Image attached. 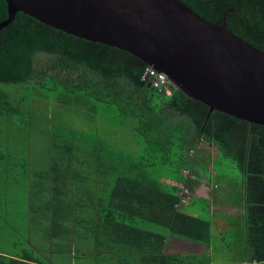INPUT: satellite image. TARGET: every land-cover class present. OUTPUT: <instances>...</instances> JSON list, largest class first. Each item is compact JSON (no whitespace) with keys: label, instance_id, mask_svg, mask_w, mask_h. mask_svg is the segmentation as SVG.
<instances>
[{"label":"trees","instance_id":"trees-1","mask_svg":"<svg viewBox=\"0 0 264 264\" xmlns=\"http://www.w3.org/2000/svg\"><path fill=\"white\" fill-rule=\"evenodd\" d=\"M182 1L215 24L222 21L227 10L234 9L227 13V27L264 50V0ZM7 17V3L0 0V22ZM40 53L47 55L46 60L40 59ZM146 66L127 51L69 35L18 12L14 21L0 31V122L15 113V105L22 104L23 98L16 94L23 91H28L31 99L56 94L63 104L75 102L89 110L111 108L118 115L131 118L132 124L140 126L138 148L151 156L155 154L157 161H126L121 168L111 165L109 158L111 172L120 171L112 184L111 196H118L125 182L136 191L142 186L141 193L156 194L157 211L151 217L152 223L209 246L213 242V221L183 210L181 187L163 179L181 182L194 191L202 180L197 170L201 168L192 157L195 152L190 154L197 148L208 156L207 165L212 159L219 166L230 164L233 168L236 164L242 182L238 205L245 218L242 235L236 241L242 250L237 259L264 264V126L217 110L211 112L209 106L187 97L172 83L171 94L154 88L142 80ZM18 86L23 89L14 93L13 87ZM98 143L95 150L102 151L101 139ZM211 147L216 149L214 156L207 151ZM108 153L103 159L99 157V164ZM156 169L160 170L158 175H154ZM164 170L178 176L166 175ZM115 211L118 218L113 217L114 223L133 225L132 218ZM135 229L165 239L160 233ZM0 264L45 263L24 252L16 257L0 256Z\"/></svg>","mask_w":264,"mask_h":264},{"label":"rangeland","instance_id":"rangeland-1","mask_svg":"<svg viewBox=\"0 0 264 264\" xmlns=\"http://www.w3.org/2000/svg\"><path fill=\"white\" fill-rule=\"evenodd\" d=\"M38 56L42 60L47 58L45 53H40ZM21 89H23L21 86L13 87L14 93ZM16 97L23 98L22 104L15 105V113L9 119L0 122V256L16 257L28 250L48 264L51 262L52 240L49 234L47 236L45 233L49 224L46 219L49 218L53 207H65L66 212L71 211V199L66 197V201L60 200L52 189L56 182L54 181L53 185L50 182L49 165L69 162L72 166L91 165L99 163V157L103 159L106 151L110 153L103 163L109 162L110 158L111 165L116 164L121 168L125 167L126 161L131 163L141 161L148 164L149 161L152 163L157 160L155 154L151 156L147 151L138 148L137 133L141 132L138 130L140 126L135 122L132 124L131 118L118 115L111 108L109 110L98 107L96 110H89L75 102L69 105L63 104L57 99L56 94L46 99L37 97L31 99L28 91H23L16 94ZM82 110L86 113H82ZM98 127L101 129L97 131ZM100 139L102 151L93 154L94 149L99 146ZM68 146L71 149H68ZM195 150L190 154L193 155L195 152L192 157L196 158V163L201 168L197 170L198 178L202 179L197 185L202 184V186L193 194L191 191L188 202L181 208L193 215L213 221V242L209 246V252L197 255L200 258L199 264H241L237 263L239 261L237 258L241 256L242 250L236 241L237 237L242 235L245 218L238 205L242 190L239 168L236 164L233 168L230 164L219 166L216 159H212L207 165L208 156H204L199 148ZM207 151L213 156L216 155L215 147ZM144 156L145 158H142ZM27 164L31 167V179L29 178L28 184L25 180ZM118 173L111 172V186ZM159 173L160 170L156 169L154 175ZM163 173L178 176L176 172L171 173L167 170ZM184 173L188 174V171L184 170ZM203 194L213 197L206 199ZM27 201L30 207H27ZM92 202L90 200L87 205H81L80 210L84 207L86 212L93 211ZM213 205L218 207L213 209ZM74 211L79 212V207L77 206ZM99 213H102L101 206ZM113 213L118 218V213L116 211ZM216 219H224L230 224L229 227L225 225L221 228V223L215 227ZM62 222L64 228L66 223L72 224L71 220L66 221L64 214ZM139 224L157 233H166V228L159 224L143 219H140ZM226 229L227 232L221 234ZM63 236L64 241L71 246L79 247L81 239L75 236L74 232L71 234L65 232ZM114 236H119V233H114ZM54 241V245L58 247L61 240L54 235ZM34 246L47 253L41 255L33 251ZM85 246L88 247L90 244ZM141 248L137 247V250H134V247H131L133 251L129 252L133 259L124 263L141 264L139 260L141 255L153 252L151 249L141 250ZM187 252L180 251L178 253L180 259L174 264H186L189 261L196 264V256H191L193 254Z\"/></svg>","mask_w":264,"mask_h":264},{"label":"water","instance_id":"water-1","mask_svg":"<svg viewBox=\"0 0 264 264\" xmlns=\"http://www.w3.org/2000/svg\"><path fill=\"white\" fill-rule=\"evenodd\" d=\"M46 26L116 47L164 72L187 97L264 126V50L182 0H5ZM249 264V263H248Z\"/></svg>","mask_w":264,"mask_h":264},{"label":"crops","instance_id":"crops-1","mask_svg":"<svg viewBox=\"0 0 264 264\" xmlns=\"http://www.w3.org/2000/svg\"><path fill=\"white\" fill-rule=\"evenodd\" d=\"M94 152L97 154L99 151L94 149L93 154ZM48 171L50 172L49 179L52 185L54 181L56 182V185L52 188L56 193V197L62 201H66V197L71 199V211L67 210L68 212H66L65 207H53L49 218L46 219L49 224H47L45 233L47 236L49 234V238L52 240L51 262H48V264H125L124 261L133 259L132 254L129 252L133 251V249H130L131 247H134V250H137V247H142L141 250H153L152 253L142 254L141 258H138L141 264H174L180 259L178 258L180 257L178 254L180 251H188L187 253L193 254L191 256H196L195 263L199 264L200 258L197 255H203L210 251L207 243L189 240L167 230L166 233H160L165 236L164 240L157 235L137 231L135 227L144 228L146 231L153 233L157 232L139 224L140 219L152 223L151 217L155 216L157 211L156 194L141 193L142 186L136 191L125 182L121 185L122 190L119 191L118 196L113 198L111 196V165L109 162L80 166H72L71 162L56 163V165H49ZM29 178L31 179V167H28L27 164L25 167L27 184ZM164 181H172L168 183L178 186L183 185L169 179ZM200 186L202 184H198L192 194L197 192V188ZM145 190L146 188L143 187V191ZM208 195L203 194L206 199H212V195ZM90 200L93 201L94 210L86 212L84 207L80 210V206L87 205ZM77 206L79 212L74 211ZM99 206L102 207V213H99ZM27 207H30L28 201ZM217 207V205L212 206L213 209ZM116 209L125 218H132L133 225L125 226L114 223L113 212ZM63 214L67 222L70 220L72 222L69 225L66 223L65 228L62 222ZM218 223H221V228L230 225L224 219H216L214 222L215 227ZM65 232L67 234L74 232L75 236L80 237L79 247L76 248L64 241L63 235ZM226 232L227 229L221 234ZM114 233H119V236L122 237H115ZM54 235L61 240L58 247L54 245ZM87 244H90V246L86 247ZM27 251L25 250V254L34 256ZM33 251H37L41 255L47 253L38 246H34ZM240 263L257 264L248 261ZM186 264L194 263L189 261Z\"/></svg>","mask_w":264,"mask_h":264},{"label":"built area","instance_id":"built-area-1","mask_svg":"<svg viewBox=\"0 0 264 264\" xmlns=\"http://www.w3.org/2000/svg\"><path fill=\"white\" fill-rule=\"evenodd\" d=\"M142 80L149 82V84L154 88L164 90L168 94H171V82L169 81L168 76L164 72H159L152 66H146L142 74ZM180 187L182 189L181 203L186 204L188 202L189 196L191 195V191L184 185Z\"/></svg>","mask_w":264,"mask_h":264}]
</instances>
